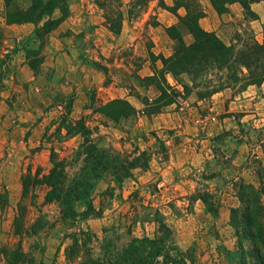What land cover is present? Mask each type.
<instances>
[{"label": "rangeland", "instance_id": "374dc122", "mask_svg": "<svg viewBox=\"0 0 264 264\" xmlns=\"http://www.w3.org/2000/svg\"><path fill=\"white\" fill-rule=\"evenodd\" d=\"M200 3L207 8L206 0ZM157 7L175 15L174 0H0V264H68L66 235L79 228L93 235L88 246L98 257L104 236L118 246L152 236L155 210L188 263H256L230 213L241 205L242 183L264 188V113L242 120L240 84L199 98L203 84L187 74L168 78ZM49 18L56 22L44 26ZM243 19L230 40L237 34L261 39L264 22ZM174 25L164 29L171 54L172 35L185 41L188 34L177 16ZM216 73L201 79L217 85ZM115 99L132 112L118 116L128 109ZM258 99L264 107V92ZM245 103L252 107L253 100ZM79 119L110 156L131 159L146 151L149 161L121 183L109 181V173L94 180L92 214L69 224L56 203H43L45 187L33 178L48 173L51 152L72 159L82 137L67 127ZM83 157L67 166L70 175L81 170ZM40 217L43 225L33 227ZM17 248L24 258L17 260Z\"/></svg>", "mask_w": 264, "mask_h": 264}, {"label": "trees", "instance_id": "16d2710c", "mask_svg": "<svg viewBox=\"0 0 264 264\" xmlns=\"http://www.w3.org/2000/svg\"><path fill=\"white\" fill-rule=\"evenodd\" d=\"M211 6L218 13H224L228 5L239 3L244 9L246 21L257 19V15L250 8V4L259 0H209ZM50 4L51 1H48ZM175 15L193 37L192 42L186 43L181 35H172L177 41L174 52L168 57H161L163 73H170L175 79L181 74H187L196 86L203 84L205 91H199L198 97H206L224 88L240 84L244 90L250 84H260L264 80V32L261 39L254 36L237 34L234 41L229 44L223 42L214 32L203 29L199 19L204 16L200 0H174ZM183 8L185 13L180 15L177 9ZM54 5L46 10L50 14ZM56 20L49 18L43 22L47 26ZM174 28L176 26H170ZM217 72L219 83L213 85L209 80L201 79L203 73ZM222 72H225L224 75ZM183 87L187 85L183 83ZM161 91H164L160 87ZM114 103L125 104L127 111L117 112L118 116L130 114L132 107L127 101L115 99ZM68 108V107H67ZM69 110V109H68ZM67 132L74 129L82 140L72 155V159L58 157L54 152L50 154L51 168L40 179L34 176L33 180L45 187L43 203L54 202L59 207L60 219L69 224L78 219H85L93 212V205L89 194L94 187V180L105 173L111 174V179L121 183L133 175L132 170L148 167L149 156L146 151L131 159L118 160L109 154V149L98 146L93 140V131L79 120H71ZM84 154L81 170L70 175L67 166L77 161ZM143 158V159H142ZM27 178L23 183V194L27 193ZM263 187L256 188L252 184L240 185L238 198L241 205L231 208L230 219L236 230L240 244L248 240L252 244L249 254L255 257V264H264V203L262 202ZM84 201V208L78 209L80 202ZM210 210V209H208ZM156 222L152 236H133L126 243L114 245L110 237L104 236L101 240L102 255L93 257L88 243L92 234L79 228L66 235L71 242L67 245L65 256L68 264H190L186 252H183L174 241L171 228L164 221L163 214L158 211L149 213ZM148 214V215H149ZM43 217L33 224V227L43 225ZM3 253L6 249L2 250ZM19 258L25 256L20 248L14 250ZM84 256L83 261L76 260ZM31 264V263H27Z\"/></svg>", "mask_w": 264, "mask_h": 264}, {"label": "crops", "instance_id": "0c3cea01", "mask_svg": "<svg viewBox=\"0 0 264 264\" xmlns=\"http://www.w3.org/2000/svg\"><path fill=\"white\" fill-rule=\"evenodd\" d=\"M165 1L166 4L170 5L172 4L173 0H170V2L168 0ZM205 4H207V8L204 9V16L199 19L200 26L207 31L214 32L223 42L229 44L231 41L229 37L231 30H233L235 26L237 27L239 26V21L244 20L242 7L240 6L239 3L235 2L228 5V9L226 12L220 14L216 12V10L211 6L209 0H206ZM250 8L252 9V11L256 13L258 18L248 21V24L250 23L253 24L255 22L263 23L264 0L252 2L250 4ZM152 11L154 14L157 13L158 15H160V19H158L160 20V52L165 57L169 56L171 54L172 41L170 40V42H168L165 36L164 29L176 23V16L162 7H160V9L157 7ZM177 12L179 14H183L184 11H182L181 8H179ZM13 26H15V24H13ZM16 26L19 27L21 25H16ZM138 27L144 29L143 27H145V25L144 26L139 25ZM95 30L97 31L98 29L95 28ZM129 30H133V27L127 24L123 28V33L128 35L127 32ZM184 38L186 43H190L193 40L192 35L190 33L186 34ZM167 77L172 78V75L168 73ZM261 92H264V80L260 84H250L244 90H242L241 92L242 100L240 102V105L237 107V110L243 113L242 120H246L248 116L255 117L256 115H261L264 113V107L258 103L259 100L258 97L259 98L261 97ZM250 99L253 100V103L251 105L252 107L248 108L245 102L249 101ZM250 112L252 114H250Z\"/></svg>", "mask_w": 264, "mask_h": 264}]
</instances>
